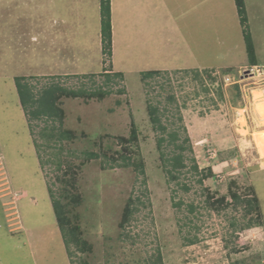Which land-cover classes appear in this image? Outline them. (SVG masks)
I'll use <instances>...</instances> for the list:
<instances>
[{
	"label": "rangeland",
	"instance_id": "1",
	"mask_svg": "<svg viewBox=\"0 0 264 264\" xmlns=\"http://www.w3.org/2000/svg\"><path fill=\"white\" fill-rule=\"evenodd\" d=\"M245 2L257 68H249L234 0L188 7L184 0H113L111 58L102 54L99 0H0V264H148L158 252L162 264H264V127L255 109V93L264 96V0ZM227 66L236 68L223 76ZM153 70L163 75L144 83L141 74ZM107 72L123 78L105 84ZM17 77L35 92L57 83L111 93L61 96V128L73 138L54 146L41 136L45 123L24 114ZM148 102L159 107L168 132H188V168L179 179L187 192L168 183ZM163 151L169 156L174 148L165 143ZM90 152L100 157L86 160ZM121 157L134 166L109 167ZM191 158L213 171L202 185L189 171ZM49 188L62 192L83 240L72 257ZM233 194L244 202H233ZM131 196L141 202L121 229ZM255 196L260 211H246ZM257 217L263 225L245 229Z\"/></svg>",
	"mask_w": 264,
	"mask_h": 264
},
{
	"label": "trees",
	"instance_id": "2",
	"mask_svg": "<svg viewBox=\"0 0 264 264\" xmlns=\"http://www.w3.org/2000/svg\"><path fill=\"white\" fill-rule=\"evenodd\" d=\"M235 5L237 8V14L239 18V23L242 28V34H243V41L245 45V51L247 55V59L249 62V68H253L257 65H259L258 62V56L256 54V49L254 46L251 30L249 27V21L247 16V10L245 5V0H234ZM100 5V35H101V46H102V54L106 58H111L112 56V47H113V41H112V11H111V0H99ZM233 70L231 69H224L222 71L223 76H229L232 73ZM189 73V72H187ZM194 78H199L200 72L197 70L192 71ZM163 72L160 71H147L143 72L141 74V79L144 83H147L149 79H152L154 77L162 76ZM93 75L91 76H85V78L93 79ZM105 78V84H109L115 79H122L123 75L122 73H111L107 72L103 76ZM207 77L211 79L212 81H216V77L211 76V74H207ZM223 82V80H222ZM15 86L17 90V95L19 99V103L21 108L24 111V114L26 117H28L29 121H43L45 123V128L42 129L41 136L47 140V142L52 141L54 146L58 144H62L64 141L71 140L72 134L69 132H66L62 130V121H63V111L58 106V101L61 96H72V97H94L96 95L106 96L109 95L111 92L110 90L104 91L102 88H98V90H89L85 88H80L78 90H67L64 87H62L59 84H49L45 87H43L42 90L35 92L34 86H32L29 83L28 78L26 77H17L15 78ZM240 87V86H239ZM236 86V88H239ZM170 102H174L175 98L170 97ZM148 115L150 118V122L153 125V128L155 131L159 132L161 136L157 140V146L161 154L162 159V165L164 172L166 173V177L168 180V183H172L173 181H178V185H181L179 183L180 176L182 174V171L187 169L186 164V155L185 153L187 151L191 152V148L187 146V144L190 143V139L188 136V132L185 128H180L185 133V136L181 140V136L179 133L180 129L172 130L171 132H168V127L165 126L161 120L162 112L159 109L158 106H154L151 102H148L147 105ZM179 121L182 122V118L179 117ZM57 125V126H56ZM165 135L167 137H165ZM131 139L136 140L137 139V131L136 129H132L131 132ZM181 140V143L178 144L177 142ZM165 143H168V145H172L174 148V152L171 154H166L163 151V146ZM52 147L48 143L47 147ZM59 153H57L56 160L54 161V164L56 165V169L58 171H61L63 167V162L61 158H59V155L62 152V149L58 148ZM86 160H93L98 159L100 156L94 152L86 153L84 154ZM192 165L190 167V172L194 176H198L197 182L202 185L204 179L209 178L212 176L213 171L211 169H208L206 171L200 170L195 158H191ZM105 163H107L105 161ZM134 166V163L132 160L128 157H121V162L118 163L115 160H112V164H110V168H127ZM138 171L140 174L144 175L145 171L143 168V165L137 166ZM146 183V181H143V184ZM181 188L184 191H189L190 187L187 184H182ZM62 193V192H61ZM57 196L56 193H54L49 188V195L52 203V208L54 211V215L59 227V230L61 232V236L66 248L67 253L72 257L73 251L71 250V247L75 249L76 252H82L84 250V243L81 237L78 236V232L75 229V227L70 223V220L67 218L65 213V207L62 204V198L63 194ZM233 202L236 204H241L242 199L239 195L233 194ZM224 198L221 200V202L224 203ZM75 202V201H73ZM135 202H141L140 198H133L132 196L129 198L128 203L126 205V208L124 210L122 220L120 223V228L124 229L127 224L130 223L132 220L133 215L137 211V208L135 207ZM247 204V210L249 212L252 211H260V203L258 198L255 196L253 199L247 200L245 202ZM183 204L182 202L174 203V207H181ZM197 207L194 204L188 205V210L190 213H194ZM258 219L251 224H247L245 226V229H251L255 227L262 226V218L257 217ZM235 225V223H232ZM185 241L188 245L195 244L197 242V239H190L185 238ZM162 256L160 252L157 253L154 258L148 263V264H162ZM85 264V262H84Z\"/></svg>",
	"mask_w": 264,
	"mask_h": 264
},
{
	"label": "bare ground",
	"instance_id": "3",
	"mask_svg": "<svg viewBox=\"0 0 264 264\" xmlns=\"http://www.w3.org/2000/svg\"><path fill=\"white\" fill-rule=\"evenodd\" d=\"M255 100H256L255 109H256V112L259 114L260 120L262 121L261 125H263L262 127H264V96L262 95L261 92L255 93ZM260 134H261L260 139H263V141L260 139L259 140H260V143H262L264 146V137H262V133ZM262 159H264V153L262 154Z\"/></svg>",
	"mask_w": 264,
	"mask_h": 264
},
{
	"label": "crops",
	"instance_id": "4",
	"mask_svg": "<svg viewBox=\"0 0 264 264\" xmlns=\"http://www.w3.org/2000/svg\"><path fill=\"white\" fill-rule=\"evenodd\" d=\"M186 3H187V7L194 2V0H184ZM198 1V0H196ZM190 3V4H189ZM245 5H246V2H245ZM113 8H114V3H113V0H111V11L113 12ZM99 10H100V5H99ZM246 10H247V6H246ZM249 21V20H248ZM111 22H112V41H113V19H111ZM251 30V29H250ZM251 34H252V38H253V42H254V46H255V49H256V44H255V41H254V37H253V33L251 31ZM242 37H243V34H242ZM100 39H101V35H100ZM114 43V41H113ZM256 54H257V49H256ZM258 55V54H257ZM241 66V65H238V67ZM232 68H236L235 67H230V66H227V67H224L223 69H232ZM244 68V67H243ZM215 69V68H214ZM179 70V69H178ZM153 71H158V70H153Z\"/></svg>",
	"mask_w": 264,
	"mask_h": 264
},
{
	"label": "built area",
	"instance_id": "5",
	"mask_svg": "<svg viewBox=\"0 0 264 264\" xmlns=\"http://www.w3.org/2000/svg\"><path fill=\"white\" fill-rule=\"evenodd\" d=\"M254 68H257V67H254ZM259 69L263 70V72H264V68L260 67V68H258V70H259ZM259 72H260V70H259Z\"/></svg>",
	"mask_w": 264,
	"mask_h": 264
}]
</instances>
